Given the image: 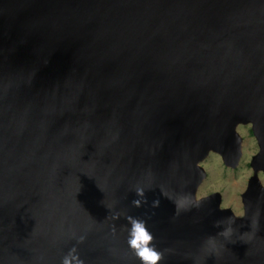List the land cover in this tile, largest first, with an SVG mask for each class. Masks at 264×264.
Wrapping results in <instances>:
<instances>
[{"label":"water","instance_id":"95a60500","mask_svg":"<svg viewBox=\"0 0 264 264\" xmlns=\"http://www.w3.org/2000/svg\"><path fill=\"white\" fill-rule=\"evenodd\" d=\"M258 150L244 214L196 197ZM264 0H0V264H264ZM139 202L137 204L136 202Z\"/></svg>","mask_w":264,"mask_h":264},{"label":"rangeland","instance_id":"374dc122","mask_svg":"<svg viewBox=\"0 0 264 264\" xmlns=\"http://www.w3.org/2000/svg\"><path fill=\"white\" fill-rule=\"evenodd\" d=\"M250 128V122H240L236 125L242 140L241 155L235 166L225 164L221 155L212 150L199 162L206 171V175L196 189V197L217 191L221 196V206H230L236 214L241 213L240 193L245 189L253 173L250 160L259 148L257 139ZM257 175L264 185V172L258 170Z\"/></svg>","mask_w":264,"mask_h":264},{"label":"clouds","instance_id":"9594fccd","mask_svg":"<svg viewBox=\"0 0 264 264\" xmlns=\"http://www.w3.org/2000/svg\"><path fill=\"white\" fill-rule=\"evenodd\" d=\"M136 203L139 204L138 201ZM129 219L131 223L128 239L129 247L134 250L142 264H158L161 253L155 249L154 245H151L153 236L145 227V222L134 218ZM64 264H71L69 258H65Z\"/></svg>","mask_w":264,"mask_h":264},{"label":"flooded vegetation","instance_id":"af4514ba","mask_svg":"<svg viewBox=\"0 0 264 264\" xmlns=\"http://www.w3.org/2000/svg\"><path fill=\"white\" fill-rule=\"evenodd\" d=\"M250 131L252 132V130H251V128H250ZM245 189H243L242 191H241V193H240V200H241V203H242V211H241V213H239V214H236L235 212H234V210L230 207V206H221V196H220V203H219V207L220 208H224V207H228V208H230L231 209V211H232V213L234 214V216H236V217H238V216H242L243 214H244V205H243V201H242V192L244 191ZM211 192H209V193H207V194H203V195H201V196H206V195H208V194H210ZM201 196H199V197H201Z\"/></svg>","mask_w":264,"mask_h":264}]
</instances>
